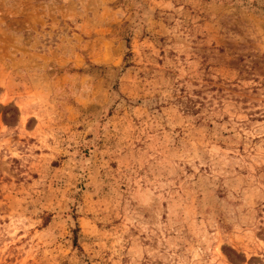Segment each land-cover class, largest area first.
<instances>
[{
  "label": "rangeland",
  "instance_id": "rangeland-1",
  "mask_svg": "<svg viewBox=\"0 0 264 264\" xmlns=\"http://www.w3.org/2000/svg\"><path fill=\"white\" fill-rule=\"evenodd\" d=\"M0 264H264V0H0Z\"/></svg>",
  "mask_w": 264,
  "mask_h": 264
}]
</instances>
